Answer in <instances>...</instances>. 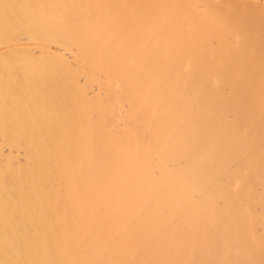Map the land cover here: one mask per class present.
<instances>
[{"label":"bare ground","instance_id":"1","mask_svg":"<svg viewBox=\"0 0 264 264\" xmlns=\"http://www.w3.org/2000/svg\"><path fill=\"white\" fill-rule=\"evenodd\" d=\"M0 264H264V0H0Z\"/></svg>","mask_w":264,"mask_h":264}]
</instances>
